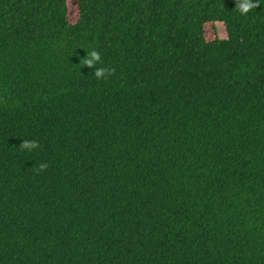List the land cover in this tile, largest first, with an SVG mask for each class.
<instances>
[{"label":"trees","instance_id":"obj_1","mask_svg":"<svg viewBox=\"0 0 264 264\" xmlns=\"http://www.w3.org/2000/svg\"><path fill=\"white\" fill-rule=\"evenodd\" d=\"M236 2L0 0V264H264V0Z\"/></svg>","mask_w":264,"mask_h":264},{"label":"clouds","instance_id":"obj_2","mask_svg":"<svg viewBox=\"0 0 264 264\" xmlns=\"http://www.w3.org/2000/svg\"><path fill=\"white\" fill-rule=\"evenodd\" d=\"M260 6V0H237L235 8L238 9V11L241 14H246L249 12L252 8H257ZM100 61V56L96 51H91L87 54L86 59L84 61V65H87L89 67H92L94 69V75L96 78L100 79L103 78L106 74L105 69L103 67L95 68V65L97 62ZM22 147L25 148L28 151H32L38 147V144L36 141H23L21 143ZM47 168L46 163H40L39 164V170L43 171Z\"/></svg>","mask_w":264,"mask_h":264},{"label":"rangeland","instance_id":"obj_3","mask_svg":"<svg viewBox=\"0 0 264 264\" xmlns=\"http://www.w3.org/2000/svg\"><path fill=\"white\" fill-rule=\"evenodd\" d=\"M70 1V18L72 20V22L75 21V19L77 18V10H76V6H75V0H69ZM212 23V22H211ZM210 24L209 22H207L205 25ZM206 36L208 37V39H213L216 36H219L221 38H224L227 36V31H226V27L225 25L218 21L216 23H214L213 25H207L206 26Z\"/></svg>","mask_w":264,"mask_h":264}]
</instances>
